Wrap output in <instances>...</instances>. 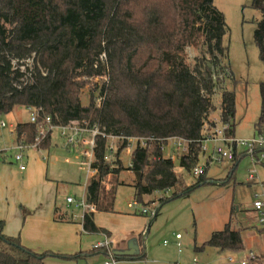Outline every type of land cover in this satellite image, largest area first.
I'll use <instances>...</instances> for the list:
<instances>
[{
    "label": "trees",
    "instance_id": "trees-1",
    "mask_svg": "<svg viewBox=\"0 0 264 264\" xmlns=\"http://www.w3.org/2000/svg\"><path fill=\"white\" fill-rule=\"evenodd\" d=\"M252 7L262 14L255 44L264 63V0H253ZM228 32L214 0H0V116L16 108H31L39 111L38 123L51 117L56 126H98L107 135L124 138L113 161L105 160L106 139H96L93 167L98 174L88 185L87 202L99 211L104 180L112 176L116 181L129 171L133 181H120L117 186L131 185L135 201L144 207L146 196L173 190L180 183L174 161L164 158L162 146L167 139L189 142L187 153L179 157L181 168L190 174L200 164L203 128L211 124V115L218 109L213 103L221 85L216 71L224 70L229 59L224 43ZM192 47L202 52L193 62L187 54ZM33 56L32 77L25 82L26 74L14 61ZM104 76L109 81L101 87L100 104L92 96L83 105L88 81ZM222 96L221 121L230 126L228 135L233 136L235 95L224 91ZM260 96L255 136L264 135V82ZM38 123L29 120L16 125V145H32ZM51 136L39 149L50 147ZM129 138H144L147 144L134 148L131 166L126 168L120 157L129 147ZM241 160L237 157L233 162L231 177ZM207 181L203 176L196 186ZM186 192L175 193L169 201ZM59 211H55L56 220L61 221ZM29 214L24 211L25 216ZM81 225L89 234H108L97 226L95 213H86ZM3 226L0 222V264H44L53 255L36 253L20 237L2 234ZM244 231L228 225L197 245L195 252L214 248L220 254H241L247 250ZM256 233L264 243V228ZM82 255L60 257L78 260Z\"/></svg>",
    "mask_w": 264,
    "mask_h": 264
},
{
    "label": "rangeland",
    "instance_id": "rangeland-1",
    "mask_svg": "<svg viewBox=\"0 0 264 264\" xmlns=\"http://www.w3.org/2000/svg\"><path fill=\"white\" fill-rule=\"evenodd\" d=\"M214 3L218 10L224 14L229 29L224 39L225 45L229 48V59L228 64H225L226 68L224 70L219 69L216 71V78L221 82V85H219L213 97V103L218 109L211 115L210 119L212 122L220 118L223 92H233L236 105L235 134L233 137L240 139L252 138L255 135V125L260 118V84L264 82V63L259 58V51L255 44V32L258 23L262 20V14L252 7L253 0H214ZM187 54L193 62L197 57H201L202 52L200 49L192 47L187 50ZM102 60L104 63V56ZM14 66H20V69L26 74L24 81L29 82L34 68V56L25 61H14ZM108 81L109 78L107 76L90 79L82 93V104L88 105L92 96H94L96 103L100 104L101 87L104 82ZM29 119L30 112L24 107L16 108L9 115L0 116V123L4 122L6 124V127L1 130L0 147H11L14 144V140L11 138L10 132L15 129L16 125L28 122ZM74 125L81 127L77 123ZM92 128H98V126ZM141 139L145 141L144 138ZM53 141L60 144V147L51 148V143L48 148L50 150L49 154L44 152L45 150L41 152L44 162L49 164L47 177L53 183H48V190L44 188L43 181L45 179L43 181L37 180L35 185L39 192H43L42 198L48 199L50 193L59 206L65 207L67 197L71 196L80 199L86 194V173L71 171L66 167L65 158L70 155H66L62 150L64 141L60 137L59 130L53 132ZM129 143L130 147L126 148L120 157L126 168L131 164V154L136 147V142L129 141ZM115 144L118 149L122 145L121 142L118 144L115 142ZM87 148L84 147V149ZM170 151L172 149L168 146L164 156H167ZM5 154L12 157V161L16 166L15 170L19 171V165L13 159L15 151L11 148ZM175 154L177 156L174 160L175 171L180 178L179 185L173 190L155 192L145 197L147 207H152L153 203H160L168 199L163 204L157 221L149 228V234L144 242L146 258L119 260L118 264H193L194 257H197L200 261L203 260L202 255L194 253L192 247L194 239L197 238L198 246H201L205 243V240H209L214 233L223 231L228 225L232 229H245L243 234L245 238L248 236L247 240L249 239L246 242L249 248L254 250L256 257L255 261L250 264H264V253L260 250V244L264 247V243L262 238L256 233V229H263L264 227L260 222V214L254 208L256 197L264 200V160L255 164L250 157L243 158L232 177L230 173L233 163L212 164L207 168V175L206 173L204 174V176H207L208 184L196 186L198 180L195 179V176L180 167V152ZM44 156L46 157L44 158ZM199 166H205L203 159H201ZM251 175L255 178L250 179ZM211 180L214 182L221 181L222 184H211ZM116 181L112 176H108L104 180V197L102 195L103 199L100 210L96 213V220L99 224L111 229L114 234L118 235L120 240H125V232L129 233L132 228L122 229L123 221L130 219V215H134L135 212L137 213L135 209L128 207L130 201L134 202V198L136 200L135 190L131 185L120 186L115 199L112 195L110 197L107 196L106 192L108 190L110 192L111 184L116 186L120 181L130 184L133 179L130 172L127 171L124 175L117 177ZM184 191L186 193L182 194V198L169 201L175 193L180 194V192ZM67 210L72 215L76 214L77 219H81V210L76 209L74 206H68ZM148 216L143 213L135 215V217L140 219H145ZM79 221L81 222L82 220ZM77 230H80V227ZM77 230V242L81 249L78 254L91 252L93 245L102 239L101 236L97 235L79 233V231L77 233ZM177 234H181L183 237L180 241L182 252H179V248L176 246L175 235ZM164 241H167L168 244L165 245ZM230 255L235 257L237 255L238 258H247L249 252L226 254L227 257ZM97 257L96 262L93 264H102L105 260L104 255L97 253ZM214 258L215 256H212V261ZM210 259L211 256L206 258V261L209 262L208 260ZM218 259L219 263L216 262V264H228L225 257L221 256ZM44 264L91 263L82 258L74 260L62 257H48Z\"/></svg>",
    "mask_w": 264,
    "mask_h": 264
},
{
    "label": "crops",
    "instance_id": "crops-1",
    "mask_svg": "<svg viewBox=\"0 0 264 264\" xmlns=\"http://www.w3.org/2000/svg\"><path fill=\"white\" fill-rule=\"evenodd\" d=\"M5 127L0 126V139H2L1 130L4 129ZM10 135L11 138H13L14 140V144L11 147H5V146L3 148L0 147V222L4 223L2 234L9 237H20L22 243L27 248L31 249L36 253L50 252L53 253V255H57V256L52 255L50 257H60V255L70 256V255L78 254L81 251V249L77 242L76 230L79 229L80 227V230H77V233L78 231L79 233L80 232L86 234L89 233L83 230L81 222L79 221L80 219H77L72 215V213L70 214L68 212L67 210L69 206L67 204L68 197L66 198L65 201L66 206L65 207L59 206L57 201H54L50 193L48 199L42 198L43 192L42 191L39 192V190H37V186L35 185L37 183V180L43 181V179H45V181H43L45 186L44 188L45 190H48L47 189L48 183H53V181L51 179H48L47 177L48 175L47 173L49 171V164L45 163L42 158L43 154L41 152L44 150L43 149L28 150L25 154L26 158L24 163L27 167L26 170L21 171L20 168L18 167L20 172L16 171L15 170L16 166L15 163L12 161V157H9L8 155L5 154L11 148L16 153L14 130L10 132ZM51 135H52L51 148L57 146L60 147V144H57L55 143V141H53V133ZM61 139L65 142V140L62 137ZM63 147H64V143L62 146V150ZM49 151H50L49 149H46L44 152H47L49 154ZM66 155H70V156H67L65 158V161L66 159H71L73 161H76L79 160L80 158L76 154H66ZM46 156H44V158ZM67 168H69V170L71 171L83 172L79 170H74L73 168L70 167ZM206 175H207V171H206ZM210 182L216 184H222L221 181L214 182L213 180H211ZM88 185L89 183L86 185V189ZM119 187L120 186L117 185L113 186L111 184L110 192L108 190L106 192V195L110 197L112 194H114V199H115L116 198L115 195L117 194ZM37 192H39V194H37ZM34 193L36 194L34 195ZM182 196L183 195L175 199L178 198L180 199L182 198ZM133 201L135 202V198L133 199ZM165 202L166 201H162L160 203L158 202L155 204L153 203L151 205L152 207L144 206L148 208L150 211L149 214H145V215H149L147 218L145 217V219H140L138 217H135V215L139 214L138 212L137 213L135 212L134 215H130V219H126L125 221H123L122 229L132 228L129 233L125 232V237H126L125 240H120L118 235L114 234L111 229H108L103 225L99 224L98 221L96 220V213H98L99 211L98 212L96 211L95 222L97 226L105 229L108 232V234H92V235L101 236L102 239H100L98 242L102 241L105 238V236L109 237L110 240L112 241V246L115 251H123L127 249L129 244L134 241L137 243L139 247V255L143 254L146 258L147 255L144 252L145 239L149 234V228L153 223L157 221L161 208ZM132 203L133 202L130 201L128 203V207ZM57 208L60 210L58 215L59 216L61 215L64 218L61 221L56 220L57 215L55 211ZM65 209L66 211H64ZM25 210L29 211L30 214L25 216L24 215ZM158 212L159 214L157 216ZM240 229H244V228H240ZM243 237L245 240V246L247 248L246 252L254 251L251 248H249L248 243L246 242L249 241V239L247 240L248 236L247 238H245V235L243 234ZM182 239L183 237L180 240H177L175 235L176 246L179 248L178 250L179 252H182V248H181L182 245L181 247L178 246L179 243L181 244L180 241ZM252 239H253V235H252ZM207 241L208 240H205V242ZM197 245H198L197 238H195L192 247L195 254H200L203 256V260H201L203 263L197 257H194L193 264L195 259L199 261L198 264H200V262L201 264H216V262H218L219 260L218 259L219 257L222 256L225 257V259L227 258L226 254H220L219 251L214 248H207L204 252L197 253L195 252V247ZM262 249H263V245L260 244V250ZM91 251H93V249ZM81 253H83L82 259L89 261V263L91 264L95 263L98 258L97 257L98 252L97 253L94 252L93 254L89 252H81ZM210 256L211 259L208 260L209 262H207L206 258H209ZM212 256H215L213 261H212Z\"/></svg>",
    "mask_w": 264,
    "mask_h": 264
},
{
    "label": "built area",
    "instance_id": "built-area-1",
    "mask_svg": "<svg viewBox=\"0 0 264 264\" xmlns=\"http://www.w3.org/2000/svg\"><path fill=\"white\" fill-rule=\"evenodd\" d=\"M27 111L30 112V122L37 124L39 122V111L31 108H27ZM0 126L5 127L6 124L2 122L0 123ZM38 126L39 133L32 145H16L15 147L16 153L14 154V161L19 165L20 170L25 171L27 168L24 164L26 152L30 149L40 150L39 146L49 134L53 133L55 130H59L61 137L65 140L63 151L66 154H76L80 157L79 160L76 161L66 159V166L85 172L87 184L90 183L93 176L98 174V169L93 167V164L96 161V139L101 137L107 141L105 153L106 161H113L116 157L118 146H116L115 142L118 144L124 140L122 137L107 135L98 128L77 127L74 124L68 126H56L53 124L51 117H45L43 121L38 123ZM229 129L230 126L222 123L221 117L218 120L212 121L211 124H206L204 126L203 130L205 132L203 131V140L200 143L201 159L204 160L205 166H198L191 172L195 176V179L199 180L203 177L210 165L233 163L237 157H250L255 164L264 160V135L254 136L249 139H240L229 136ZM128 141H134L136 142V146L140 145L141 147H146L147 144V140L145 139V141H142L141 138H129ZM188 145L189 142L181 138L174 137L167 139L166 144L162 146V151L165 153L168 146L171 147L172 151H170L167 156H164V158L174 161L177 157L175 153L180 152V156L186 154L188 151ZM84 147L88 148L84 149ZM254 178L253 175L250 176V179ZM67 204L82 211L80 219L82 221L86 213H95L97 211L93 204L87 202V191L80 199L68 197ZM129 208L135 209L139 213L149 214V209L143 207L137 201L130 204ZM254 208L260 214V222L264 227V200L256 197ZM73 216L76 217L77 215L73 214ZM181 238V235H176L177 240H180ZM164 244L167 245L168 242L165 241ZM178 246L181 247V244L179 243ZM93 251L104 255L105 260L103 264H118L119 262V257L114 254L115 250L113 249L112 241L107 236L94 245ZM255 259V254L251 251L247 258H238L237 255L236 257L230 255L226 258V261L228 264H250L255 261ZM198 263L199 261L195 259L194 264Z\"/></svg>",
    "mask_w": 264,
    "mask_h": 264
},
{
    "label": "water",
    "instance_id": "water-1",
    "mask_svg": "<svg viewBox=\"0 0 264 264\" xmlns=\"http://www.w3.org/2000/svg\"><path fill=\"white\" fill-rule=\"evenodd\" d=\"M213 182H211L212 184ZM114 254L120 258L128 257L130 259H135L139 255V247L136 242H131L127 249L123 251H114Z\"/></svg>",
    "mask_w": 264,
    "mask_h": 264
}]
</instances>
